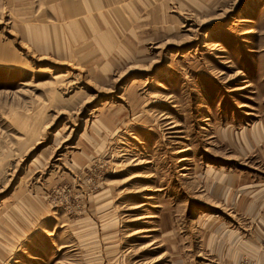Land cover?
Wrapping results in <instances>:
<instances>
[{
	"label": "rangeland",
	"instance_id": "374dc122",
	"mask_svg": "<svg viewBox=\"0 0 264 264\" xmlns=\"http://www.w3.org/2000/svg\"><path fill=\"white\" fill-rule=\"evenodd\" d=\"M0 264H264V0H0Z\"/></svg>",
	"mask_w": 264,
	"mask_h": 264
},
{
	"label": "bare ground",
	"instance_id": "6f19581e",
	"mask_svg": "<svg viewBox=\"0 0 264 264\" xmlns=\"http://www.w3.org/2000/svg\"><path fill=\"white\" fill-rule=\"evenodd\" d=\"M179 152H181V151H179ZM184 159H185V157H184ZM184 159H182V160H184ZM151 197H152V196H149L150 199H151ZM151 217H153V216H152V215H149V216H147L146 218H151ZM146 232H147V231H146ZM153 244H154V242L150 243V245H148V247H151Z\"/></svg>",
	"mask_w": 264,
	"mask_h": 264
}]
</instances>
